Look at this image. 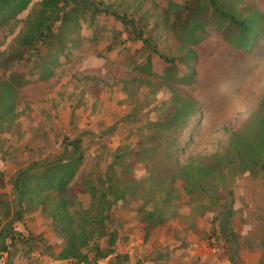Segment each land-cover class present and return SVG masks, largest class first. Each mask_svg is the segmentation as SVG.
Segmentation results:
<instances>
[{
	"label": "rangeland",
	"instance_id": "rangeland-1",
	"mask_svg": "<svg viewBox=\"0 0 264 264\" xmlns=\"http://www.w3.org/2000/svg\"><path fill=\"white\" fill-rule=\"evenodd\" d=\"M229 1L241 18L259 20L245 51L211 24L196 46L180 42L167 26L186 21L192 0L63 1V10L80 3L97 12L80 17L78 46L52 77L21 70L28 83L0 129V264L55 262L62 241L53 222L40 210L18 218L16 199L23 175L64 160L73 144L81 163L65 200L74 223L94 234L90 264H133L128 254L144 237L145 251L150 242L167 256L159 264H264V0ZM39 2L0 24V54ZM152 49L195 59L167 75ZM191 72V85L178 83ZM111 186L125 196L106 209L100 194Z\"/></svg>",
	"mask_w": 264,
	"mask_h": 264
},
{
	"label": "trees",
	"instance_id": "trees-1",
	"mask_svg": "<svg viewBox=\"0 0 264 264\" xmlns=\"http://www.w3.org/2000/svg\"><path fill=\"white\" fill-rule=\"evenodd\" d=\"M32 1L0 0V24L4 25L15 20L17 16L26 11ZM63 1L40 0L38 7L24 21L11 52L5 55L0 54V68L5 73V77L0 80V129L13 114L14 102L19 90L28 83L25 79L26 71L21 70L26 68L29 70V76L37 75L41 81L52 77L60 58H66L70 49L78 46L80 38L78 30L82 20L80 17L86 10L92 13L97 12L89 4L80 3L71 4L69 8L63 10L60 8ZM186 6H189L186 21L176 16L167 29L171 32L175 31L179 41L188 46H196L202 39L207 26L211 24L232 46L245 51L255 39V32L260 29L257 27L259 20L256 16L241 18L229 0H192L190 3L185 2ZM209 10L210 15H208ZM144 46L150 48L147 41H144ZM151 52L163 61L167 75L169 71H177V64L181 63L189 67L190 61L195 59V54L191 50L179 61L173 58L168 59L154 49ZM150 63L149 58L142 71L149 72ZM25 64L27 66H24ZM16 66L18 70L15 69ZM177 79L178 83L189 86L193 82V74L192 72L187 73ZM165 126H168V123H165L163 127ZM262 140L263 145L260 151L264 154V132ZM78 151L79 145L73 144V154L64 160L51 163L35 175H23L19 181L15 215L20 218L27 210H40L47 219L53 222L56 234L62 241L60 251L53 260L90 264L91 262H87L84 250L93 242L94 234L86 230L83 225L78 226L74 223L65 200L70 192L69 185L81 163V155ZM248 155L247 153L245 157L251 158ZM252 157L255 158V154ZM186 171L182 169V172ZM208 172L213 171L208 170ZM208 172H206V178L211 174ZM88 192L93 197L96 193L95 187L88 189ZM106 194H110L111 201L106 200ZM124 196V190L119 187L111 186L105 190L102 188L100 202L108 209L121 201ZM113 244L114 235L108 242V247H113Z\"/></svg>",
	"mask_w": 264,
	"mask_h": 264
},
{
	"label": "crops",
	"instance_id": "crops-1",
	"mask_svg": "<svg viewBox=\"0 0 264 264\" xmlns=\"http://www.w3.org/2000/svg\"><path fill=\"white\" fill-rule=\"evenodd\" d=\"M146 237L143 238V240L141 242L138 243H134L135 247H134V252L133 253H129L128 255L129 256H132L130 257L131 260H133V264H142L144 261H148L147 263H143V264H159L161 261H163L167 256L166 255H160V254H156V252H154V249L152 248V245L150 242H149V246H148V250L145 251V246L147 244V241L144 242V239ZM147 247V246H146ZM160 261V262H159ZM62 262H57L55 261L54 263L52 264H60ZM162 263H165L162 262ZM63 264H66V262H64Z\"/></svg>",
	"mask_w": 264,
	"mask_h": 264
}]
</instances>
